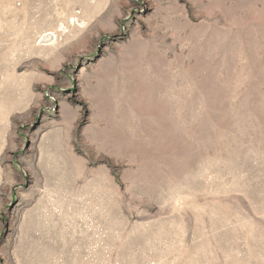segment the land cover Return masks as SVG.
<instances>
[{
	"label": "rangeland",
	"instance_id": "rangeland-1",
	"mask_svg": "<svg viewBox=\"0 0 264 264\" xmlns=\"http://www.w3.org/2000/svg\"><path fill=\"white\" fill-rule=\"evenodd\" d=\"M0 264H264V0H0Z\"/></svg>",
	"mask_w": 264,
	"mask_h": 264
},
{
	"label": "bare ground",
	"instance_id": "bare-ground-1",
	"mask_svg": "<svg viewBox=\"0 0 264 264\" xmlns=\"http://www.w3.org/2000/svg\"><path fill=\"white\" fill-rule=\"evenodd\" d=\"M54 36H55V35H54ZM49 37H50V34H48V33L45 34V35H43V39H44V40H47ZM50 40H51V38H50Z\"/></svg>",
	"mask_w": 264,
	"mask_h": 264
}]
</instances>
